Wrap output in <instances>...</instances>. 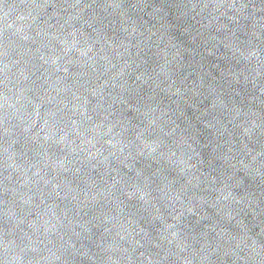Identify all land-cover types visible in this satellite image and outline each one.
<instances>
[{"label":"water","instance_id":"obj_1","mask_svg":"<svg viewBox=\"0 0 264 264\" xmlns=\"http://www.w3.org/2000/svg\"><path fill=\"white\" fill-rule=\"evenodd\" d=\"M0 264H264V61L0 0Z\"/></svg>","mask_w":264,"mask_h":264}]
</instances>
